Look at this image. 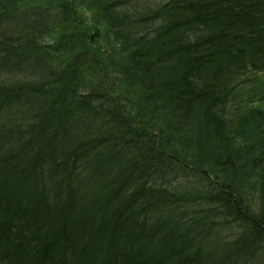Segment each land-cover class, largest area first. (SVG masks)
<instances>
[{"label": "trees", "instance_id": "obj_1", "mask_svg": "<svg viewBox=\"0 0 264 264\" xmlns=\"http://www.w3.org/2000/svg\"><path fill=\"white\" fill-rule=\"evenodd\" d=\"M24 1L0 0V264H264V0Z\"/></svg>", "mask_w": 264, "mask_h": 264}, {"label": "rangeland", "instance_id": "obj_2", "mask_svg": "<svg viewBox=\"0 0 264 264\" xmlns=\"http://www.w3.org/2000/svg\"><path fill=\"white\" fill-rule=\"evenodd\" d=\"M32 3H36L37 6H39V5L40 6H42V5L46 6L50 2H49V0L48 1L47 0H25L23 5L27 6V7L29 5L34 6ZM79 15L81 16V18L85 22L86 27L90 29V31L88 33V38L92 42L91 44H93L95 46V48L102 47L104 49L105 46L107 47V45H105L106 44L105 43V40H106L105 30H103L102 27H100L99 24L94 20L92 13H90L86 8H82L79 10ZM107 38H109V36H107ZM187 176L192 177V175H190L189 173H187Z\"/></svg>", "mask_w": 264, "mask_h": 264}, {"label": "bare ground", "instance_id": "obj_3", "mask_svg": "<svg viewBox=\"0 0 264 264\" xmlns=\"http://www.w3.org/2000/svg\"><path fill=\"white\" fill-rule=\"evenodd\" d=\"M0 228H2V226H0ZM15 243H16V245L17 246H19L20 245V241L19 240H15ZM7 247V245L6 244H0V249L2 250V249H4V248H6Z\"/></svg>", "mask_w": 264, "mask_h": 264}]
</instances>
